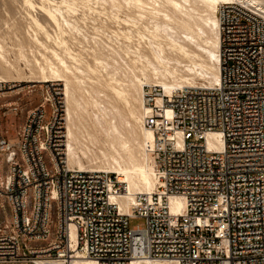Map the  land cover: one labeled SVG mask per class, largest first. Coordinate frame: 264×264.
Instances as JSON below:
<instances>
[{
  "label": "built area",
  "instance_id": "obj_1",
  "mask_svg": "<svg viewBox=\"0 0 264 264\" xmlns=\"http://www.w3.org/2000/svg\"><path fill=\"white\" fill-rule=\"evenodd\" d=\"M217 12L220 83L144 86L156 187L135 194L132 212L115 200L125 185L114 173L70 165L57 105L31 109L14 138L0 129V262L264 264V10L233 1Z\"/></svg>",
  "mask_w": 264,
  "mask_h": 264
},
{
  "label": "bare ground",
  "instance_id": "obj_2",
  "mask_svg": "<svg viewBox=\"0 0 264 264\" xmlns=\"http://www.w3.org/2000/svg\"><path fill=\"white\" fill-rule=\"evenodd\" d=\"M24 1L31 8H40L43 11L47 22L55 25L56 44L64 46L65 51L75 61H81L80 64L70 63L58 49L52 47L51 52L54 59L45 56L44 63L38 59L35 64L42 74V79L39 77L41 80L38 81L53 82V84L64 82V94L68 102L75 103V105L70 103L67 105L65 149L67 160L71 166L81 169L108 168V172L116 174L118 181L125 185V191L116 196L115 200L125 212H132L136 193L152 192L156 187L154 159L147 151V148L153 143L154 132L151 128L143 125L144 117L151 113L150 107L146 105L144 85H158L166 93L171 94L184 86L197 84L200 78L210 84L220 83L222 55L221 23L217 12L219 5L244 1L264 10V0H102L111 2L115 6L126 1L131 9L132 7L137 9V20L146 23L138 28L139 37L144 39V44L139 42L140 44L136 46L128 44L125 47V53L128 54V65H125L131 75L123 74V76L125 75L123 77L119 75L121 73L119 67L116 66L120 63L117 62L116 65H113L109 61L110 57L114 61L116 60L115 57H112L114 53V56L116 54L118 56L120 53L117 49L112 48V45L109 47L110 51L108 46L106 47L109 44L103 46L108 50L105 52L106 54L103 52L105 49L102 44L100 48H98L99 46L95 48V46L90 51L95 65L91 64L82 52H75L70 48L69 38L67 39L66 36L71 35L73 38L75 34L73 32L80 31V29L75 22L77 20H73L68 14L74 10L75 4L80 0H63L61 4L54 0ZM32 21L34 23L32 26L34 27L32 29L33 39L46 45V42L44 43L38 34V30H43L48 37L51 36L44 20L33 15ZM128 28L127 31L124 29L123 33L126 37L131 38L132 31ZM84 50L88 49L84 48ZM0 66L6 73L13 71L20 73V68L6 57L2 44H0ZM95 67L97 70L101 68L102 75L106 79L104 85L111 90L110 94L112 93L114 98L123 101L125 104L123 107L115 104L103 105V103L97 105L98 99L93 98L96 94L95 88L87 81V78L92 77L89 72ZM7 78L5 75L0 76V90L3 89L2 86L5 83H9ZM26 82L32 83L37 80H20L17 86ZM81 91L89 93L88 95H91L93 99L91 100L92 104L94 102L96 105L84 104L87 99L84 101L82 93H79ZM104 95L106 94L104 93ZM59 124L61 131L58 141L60 145H63L65 140L63 139L61 121ZM216 136L215 133L211 134L212 138ZM209 141L212 143L211 139ZM99 153L104 157L102 163L92 165L90 163L92 157L90 160L87 159L88 164L84 161L85 157L90 158L89 154L98 155ZM184 205L185 202L181 196L175 195L170 198L172 211L181 213ZM39 264H63V261L59 259L45 260L40 261ZM69 264L98 263L93 258L78 255ZM132 264L173 263L166 259H135Z\"/></svg>",
  "mask_w": 264,
  "mask_h": 264
},
{
  "label": "rangeland",
  "instance_id": "obj_3",
  "mask_svg": "<svg viewBox=\"0 0 264 264\" xmlns=\"http://www.w3.org/2000/svg\"><path fill=\"white\" fill-rule=\"evenodd\" d=\"M54 1L61 4L63 0H54ZM122 2H121L122 4L119 3L120 5L118 4L115 6L112 5L111 2L110 3L108 1L104 2L102 0L78 1L77 4H75L74 10L70 11L68 15L73 20H77L75 22L78 25L80 31L76 30L75 32H73V34L75 33L74 34L75 39L74 37L72 38L71 35L66 36L67 39L69 38L68 42L70 48L75 52H79V53L82 52L83 55L86 56L87 60H89V62L93 65H95V62L91 56L92 53L90 51H92V49L95 46H96L95 48H97L98 46H99L98 48H100L101 44L102 47L106 44H109L106 45V47L108 46L107 48L110 51L109 47L112 45V48L117 49L118 52L120 51L119 53L120 55L118 54L117 56L116 54V56H114L115 55L114 53L112 57H115L116 60L114 61L110 57L109 61L113 65H116L115 63L117 62L120 63L119 64L120 66L118 64L116 65L119 67L120 70L119 72L121 73L119 74L120 76H123V74L131 75L127 67L128 54L125 53L126 52L125 47H127L128 44L131 46H136L140 44L139 42L144 44L145 42L144 39H141V37H139L138 28H141L142 25L146 24L143 21L137 20L138 12L136 11L137 9L135 7H132L131 9V7H129L130 5L126 1H122ZM62 6L65 7V5L63 4ZM33 15H37L40 19L44 20L43 22L45 23L46 28L48 27L47 29L51 34L50 37H48L43 30H38L39 37L41 38V40L43 39L44 43L46 42V45L45 44L42 45L33 39L32 36L33 33L32 29L34 28L32 27L34 25L32 21ZM44 16L45 15L43 14V11H41L40 8H31L29 5L25 3L24 0H0V44H2L4 47L6 57L16 66H18V68H20V73L13 71L11 72L12 73L11 74V73H6L4 71V68L0 66V74H1L0 76L5 75L6 77H8L7 79L9 80V83L7 84L5 83L2 86L3 89L0 90V129L4 134L10 136L11 138H14L17 127L26 120L27 114L31 109H34L38 105H57L58 119L59 121H61L63 126V133H64L63 139L65 140L63 146L66 149L67 105H69L70 102H68L67 97L64 94L65 93L64 82H57L53 84V82L38 81L42 79L41 77L42 74L41 72H39L38 67L35 66V64L38 59H40V61L44 63L43 59L45 56L54 59L52 58L53 57L51 52L52 47L58 49L59 52L63 54L65 59H67L68 62L70 63L80 64L79 62L81 61L79 62L75 61L65 51L64 46H59L56 44L54 38V36L56 35L55 25L53 23L51 24L47 22V19ZM127 28L128 30L132 31L131 32L132 34L130 33L132 36L131 38L126 37L125 33H123V31L124 32L125 30L127 31ZM104 47L103 49H105ZM84 48L88 50H84ZM103 52L104 53L108 52V50L105 49L103 50ZM102 74L103 71L101 70V68H98L97 70V67H95L94 70L89 72V75L92 76L93 78L92 77H90V79L87 78L88 83H91L90 85H92L95 88L96 94L93 92V95L95 94L94 95L95 97L93 98L96 100L98 99L97 101L101 103L99 104L97 102L98 103L97 105H102L103 103V105L115 104L123 107V105H125L123 101L114 98L113 94L112 93L110 94L111 90L104 85V83H106V79ZM30 79H35L37 80V82H32V83L26 82L23 83V85L17 86L18 81L20 80L27 81ZM198 81H199L198 83H203V82L207 83L206 81H204V79L201 78ZM145 85H153V84H145ZM79 93H82L81 95H83L84 101L87 99L85 101L86 103L84 104L86 105L95 104L94 102L92 104L91 100L93 99L91 98V95H88L89 93L87 94L86 91L85 93H83V91ZM104 93L106 95H104ZM96 95L99 97H97ZM109 100H111V102H109ZM70 104L75 105L74 102H71ZM10 105H21V107L20 110L17 113H15L10 110ZM89 155L90 158L85 157L86 160L84 158V161H86L87 164L89 162L88 160H90L91 157H92L91 159L92 161L90 163L92 165L100 164L104 160V157L101 156L100 153L98 155L95 154H89ZM96 169H101L105 171L108 170V168H96ZM143 221L144 220L142 218L134 217L130 219V225L134 227L138 224L139 225L142 224ZM0 264H32V263L27 261H20V262H0Z\"/></svg>",
  "mask_w": 264,
  "mask_h": 264
}]
</instances>
